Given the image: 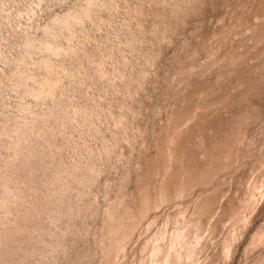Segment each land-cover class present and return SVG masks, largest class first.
<instances>
[{
    "label": "rangeland",
    "instance_id": "obj_1",
    "mask_svg": "<svg viewBox=\"0 0 264 264\" xmlns=\"http://www.w3.org/2000/svg\"><path fill=\"white\" fill-rule=\"evenodd\" d=\"M0 264H264V0H0Z\"/></svg>",
    "mask_w": 264,
    "mask_h": 264
}]
</instances>
